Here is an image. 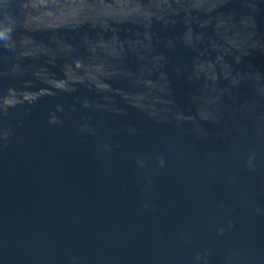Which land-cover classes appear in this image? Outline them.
I'll return each instance as SVG.
<instances>
[{"label":"water","instance_id":"1","mask_svg":"<svg viewBox=\"0 0 264 264\" xmlns=\"http://www.w3.org/2000/svg\"><path fill=\"white\" fill-rule=\"evenodd\" d=\"M0 264H264V0H0Z\"/></svg>","mask_w":264,"mask_h":264}]
</instances>
